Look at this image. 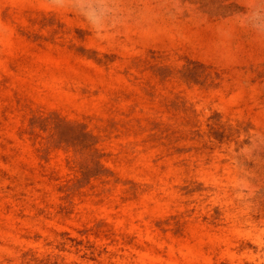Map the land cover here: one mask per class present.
Returning <instances> with one entry per match:
<instances>
[{
    "label": "rangeland",
    "instance_id": "374dc122",
    "mask_svg": "<svg viewBox=\"0 0 264 264\" xmlns=\"http://www.w3.org/2000/svg\"><path fill=\"white\" fill-rule=\"evenodd\" d=\"M0 264H264V0H0Z\"/></svg>",
    "mask_w": 264,
    "mask_h": 264
}]
</instances>
